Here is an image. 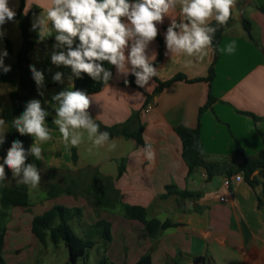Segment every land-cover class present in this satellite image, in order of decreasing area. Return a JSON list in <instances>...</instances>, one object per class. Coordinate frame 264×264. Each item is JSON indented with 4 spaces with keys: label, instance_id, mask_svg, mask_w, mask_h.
<instances>
[{
    "label": "crops",
    "instance_id": "crops-1",
    "mask_svg": "<svg viewBox=\"0 0 264 264\" xmlns=\"http://www.w3.org/2000/svg\"><path fill=\"white\" fill-rule=\"evenodd\" d=\"M43 2L25 0L24 11L31 24L42 12L38 5ZM21 3L22 0H9L15 15ZM262 8L264 0H236L232 22L220 43L215 75L210 84L203 79L208 76L213 63L211 46L206 55L196 59L191 66L184 64L183 56L170 59L165 55L164 44V33L170 20L165 17L157 25L158 35L148 48L149 53H156L153 63L159 69V75L150 81L151 86H146V90L126 86L124 81L131 74L125 77L115 68L112 82L101 92L89 95L92 100L87 111L96 118V123L112 127L129 122L132 130L139 124L143 126L144 143L151 144L155 150L152 161L144 158V145L124 136L111 139L117 145L112 151L107 145L90 151V142L65 147L56 126L51 127L52 122L46 120L53 139L41 145L43 160L37 161L30 155V163L35 164L41 178L47 177L39 184L44 198L36 201L30 198L27 209H11L6 218L2 251L6 264L4 252L13 230L24 226L31 230L34 217L57 204L80 208L86 228L101 221L109 224L111 241L104 244L95 240L93 247L105 245L107 256L104 260L107 263L136 264L148 256L150 264H184L197 258H202L203 264H264V203H259V189L250 187L238 170L246 158L255 157L264 149ZM173 16L179 21L178 9ZM2 30L5 36L0 41V49L9 41L11 54L4 64L12 69L23 43L18 19L14 17L12 22H6ZM32 34L37 45L30 52L31 64L44 76L41 96L33 99L41 102V107L49 113L47 118L53 120L55 114L46 110L44 104L54 109L56 102L52 101V96L66 90L70 84L74 90V77L69 81L70 67L51 63L55 33L46 38L45 49L38 44V34L33 31ZM231 41H235V49L226 54L222 49ZM56 72L62 73L60 82L52 79ZM177 75H184L190 81H202H177L159 93L155 92L158 82L169 81ZM0 89H3L0 104L9 107L10 94L15 88L10 83H2ZM137 92L143 95H135ZM209 95L214 101L207 106ZM150 104L153 109L146 112ZM0 119L3 120L1 110ZM179 126L200 128L205 165L191 174L176 133ZM8 132L9 128L5 137ZM33 142L30 136V146ZM238 144L243 156L237 155ZM9 174L10 170L6 184ZM239 174L242 180L235 181L234 177ZM49 179L54 181L49 182ZM226 179H230V185L225 184ZM47 186L49 190L56 187L59 194L51 198L49 190L45 189ZM169 186L198 195H168ZM221 197L230 202H222ZM112 203L113 206H107ZM133 206L143 207L148 220L155 219L162 224L169 222L173 226L159 229L152 237L144 224L126 215V209Z\"/></svg>",
    "mask_w": 264,
    "mask_h": 264
},
{
    "label": "clouds",
    "instance_id": "clouds-1",
    "mask_svg": "<svg viewBox=\"0 0 264 264\" xmlns=\"http://www.w3.org/2000/svg\"><path fill=\"white\" fill-rule=\"evenodd\" d=\"M235 3L236 0H44L38 5L42 12L34 18L31 30L38 34L39 41L55 33L56 43L50 60L58 67H70L69 81L72 77L81 78L85 73L92 80L108 86L113 74L102 65L106 61L115 66L118 74L125 77L131 74L137 87L146 90L151 86L150 81L159 75V69L153 63L156 53H149L148 48L158 35L157 25L165 17L170 20L164 33L165 55L170 59L183 56L184 64L191 66L196 59L206 55L214 34L226 25ZM177 9L179 21L173 16ZM14 17L9 0H0V41L5 36L3 26ZM212 20L215 25L210 23ZM234 49L235 41H231L222 50L231 54ZM7 55L6 51L0 50V73L5 75L11 71L4 64ZM29 70L40 88L44 81L42 72L34 66ZM52 79L60 82L62 73L56 72ZM124 82L127 84V79ZM135 95L143 94L137 92ZM91 100L92 97L82 90H73L70 84L66 90L52 96V101L56 102L52 124L65 147L90 142V151L104 145L112 151L116 142L110 139L109 132L100 130L96 118L87 111ZM48 115L41 102L32 99L10 125L0 119V148L6 143L5 132L9 127L20 135L32 136L34 141L25 150L22 142L17 140L11 144L6 156L0 157V189L7 186L5 168L11 171L17 184L31 188L39 186V170L35 164L25 161L29 155L37 161L43 160L41 145L53 139L52 129L45 119ZM142 152L148 161L155 158L151 144L144 145Z\"/></svg>",
    "mask_w": 264,
    "mask_h": 264
},
{
    "label": "trees",
    "instance_id": "trees-1",
    "mask_svg": "<svg viewBox=\"0 0 264 264\" xmlns=\"http://www.w3.org/2000/svg\"><path fill=\"white\" fill-rule=\"evenodd\" d=\"M25 0H22L19 12L15 15L18 19L20 29L22 32L23 43L17 54L16 62L14 63L11 71L8 74L0 73V84L10 83L14 86V90L10 94L11 105L9 107H2L0 104V110L2 111L3 120L9 125L11 122L18 118L24 111L25 105L28 101L33 98L40 97L42 93V86L37 87L34 80L32 79L30 67H32L30 60V52L37 45L34 41V35L32 34V24L29 19V15L25 13ZM264 11V8H262ZM232 22V13L227 21L226 25L218 28L214 34V39L211 45L214 58L213 63L209 69L208 76L203 79V81L209 84L213 81L215 75V64L219 57V47L224 36V32L230 26ZM215 21L211 24L215 25ZM247 31L250 30L248 26L245 27ZM38 39V37H37ZM48 39L40 41L38 44L42 49H45V44ZM78 42V41H77ZM75 46V45H74ZM0 50L6 51L8 55L11 54V45L9 41ZM7 55V56H8ZM102 65L112 72V78L109 80L108 85L112 82L114 76L115 66L109 65L108 62H102ZM134 77L131 75L127 81L128 83L124 85L137 87L134 83ZM157 81V80H156ZM177 81H187V82H198L202 80H188L184 75H177L169 81L158 82V87L156 93H159L162 89L170 86L172 83ZM106 86L92 80L87 74L82 73L81 78L74 77V90L79 89L84 91L87 95H93L104 90ZM214 98L209 95V100L207 106L211 105ZM46 110L55 114L54 109L50 108L48 105L44 104ZM203 111V109H201ZM48 122H52L51 119L45 118ZM101 131L109 132L110 139L118 136H124L132 138L137 141L140 145H145L143 139V126L138 125L137 129L132 130L129 126V122L124 125L106 127L97 123ZM53 127V124L50 123ZM176 133L178 134L183 149V158L188 166L189 174L193 173L196 169L204 166L205 163L202 161V138L200 128H189L186 126H179L176 128ZM6 143L0 148V157H5L6 153L4 150H8L11 144L17 140L22 142L25 150L30 147V136L28 134L20 135L13 128L9 127V132L5 137ZM75 158V151H73ZM237 155L243 156V150L241 146L237 145ZM2 162V161H1ZM25 163H30V155L27 157ZM242 172L245 180L253 189H259L258 199L260 205L264 203V149H262L259 154L252 158H246L244 163L238 169ZM233 172V171H232ZM230 171V173H232ZM235 172V171H234ZM9 173V169L6 168V176ZM122 170L120 174H122ZM255 173H257L255 175ZM0 189V203L2 210L0 212V264H6L4 257L2 256V251L5 245L6 238V218L8 216L7 210L12 208H23L27 209L30 207V196L28 193L27 186L23 184L8 185ZM59 192L56 187H52L49 190V196L55 197ZM167 194H177L181 197L197 196V193L180 192L174 186H169L167 188ZM99 204V203H97ZM110 204L107 206H113ZM126 215L133 220H137L144 224L150 236H155L159 229H167L173 225L169 222L160 223L158 220L152 219L148 220L146 216V211L143 207L133 206L126 209ZM82 210L80 208H67L64 205H54L49 210L45 211L43 214L35 216L32 221V233L36 236L38 241L45 244L48 236L51 237L52 242L55 245L64 243L69 252V261L72 264H76L78 260L84 257L89 249H92L96 241L101 240L104 244H108L111 241L110 226L106 222H98L95 226L88 228L90 232V239H83L76 235L72 229L70 221L76 218H81ZM195 262L204 263L202 258H197ZM103 264H113L103 261ZM136 264H150L149 257L146 256L140 259Z\"/></svg>",
    "mask_w": 264,
    "mask_h": 264
},
{
    "label": "rangeland",
    "instance_id": "rangeland-1",
    "mask_svg": "<svg viewBox=\"0 0 264 264\" xmlns=\"http://www.w3.org/2000/svg\"><path fill=\"white\" fill-rule=\"evenodd\" d=\"M55 176L54 180L57 181V174ZM46 178L44 176L41 180L45 182ZM54 180L49 179V182ZM7 184L10 186L17 184L16 180L12 177L11 171ZM45 189L49 190V187L47 186ZM28 190L32 201L44 198L43 189H40L39 186L36 188L28 186ZM1 210L2 206L0 203V212ZM11 212V209L7 210L8 215ZM30 215H32V211H30ZM70 224L76 235L83 239H92L90 237L91 231L83 226L85 223L81 218L73 219L70 221ZM105 251V245L89 249L86 255L80 258L76 264H103L102 262L105 256H107ZM4 253L8 264H72L69 261V252L64 243L55 245L51 237L48 236L46 243L42 244L26 226L13 230Z\"/></svg>",
    "mask_w": 264,
    "mask_h": 264
},
{
    "label": "built area",
    "instance_id": "built-area-1",
    "mask_svg": "<svg viewBox=\"0 0 264 264\" xmlns=\"http://www.w3.org/2000/svg\"><path fill=\"white\" fill-rule=\"evenodd\" d=\"M246 1H248V0H246ZM152 109H153V105L150 104V105L147 106V108H146V112H150ZM234 180H235V181H241V180H242V176H241L240 174H239V175H236V176L234 177ZM225 184H226V185H230V179H226ZM220 200H221L222 202H225V203H229V202H230V201H229L228 199H226L225 197H221ZM184 264H202V263L193 261V262H186V263H184Z\"/></svg>",
    "mask_w": 264,
    "mask_h": 264
}]
</instances>
